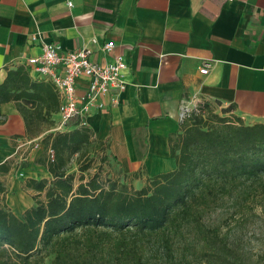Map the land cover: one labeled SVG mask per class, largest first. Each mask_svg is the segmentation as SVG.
I'll return each mask as SVG.
<instances>
[{"label":"crops","instance_id":"obj_1","mask_svg":"<svg viewBox=\"0 0 264 264\" xmlns=\"http://www.w3.org/2000/svg\"><path fill=\"white\" fill-rule=\"evenodd\" d=\"M68 1L0 0V83L8 69L41 53L42 40L63 50L87 48L99 63L122 55L128 84L119 101L106 95L103 106L85 116L121 181L141 188L175 169L170 142L182 131L183 108L195 101L232 105L229 112L245 124L264 123V0ZM110 41L115 47L104 49ZM31 74L38 76L34 69ZM86 87L80 79L78 94ZM0 111V163L12 160L0 177L4 202L21 215L35 205L26 180L51 176L38 161L51 129L42 125L28 136L14 102L2 103ZM54 118L59 121L58 112ZM29 140L37 145H22Z\"/></svg>","mask_w":264,"mask_h":264},{"label":"trees","instance_id":"obj_2","mask_svg":"<svg viewBox=\"0 0 264 264\" xmlns=\"http://www.w3.org/2000/svg\"><path fill=\"white\" fill-rule=\"evenodd\" d=\"M6 102L22 113L28 136L45 124L51 129L42 138L47 152L38 160L51 176L26 180L35 205L21 215L5 204L0 178V264H264V250L247 260L240 241L223 232L222 221L206 217L222 206L241 215L234 216L239 227L263 206V122L226 116L232 105L221 107L222 115H190L170 142L175 169L135 188L120 179L103 180L99 172L87 176L91 163L82 161L92 151H102L101 161H107L106 147L79 116L67 122L69 129L54 130L59 95L26 64L8 69L0 83V105ZM214 105L205 101L202 107L212 113ZM74 157L79 175L71 170ZM11 164L0 163V177Z\"/></svg>","mask_w":264,"mask_h":264},{"label":"built area","instance_id":"obj_3","mask_svg":"<svg viewBox=\"0 0 264 264\" xmlns=\"http://www.w3.org/2000/svg\"><path fill=\"white\" fill-rule=\"evenodd\" d=\"M72 5V1H68ZM36 35L31 36V41L37 40ZM42 51L37 56L27 59L26 65L34 69L37 77L52 82L60 98L58 113L60 119L54 130H62L67 127V122L75 117L81 118L82 124H86L85 116L93 107L103 106L102 98L111 96L113 103L119 101L121 93L127 87L125 71L128 64L122 55H118L111 63H99L92 59L91 51L87 48L77 50H63L54 42L42 40ZM114 42L110 41L104 45V49L112 50ZM200 71L208 72V63H205ZM86 80L85 91L78 94V81ZM204 102L195 101L192 106L197 109ZM189 105L185 106L181 116L189 112ZM22 145H37L35 140L24 141ZM48 154L54 158V150L50 148Z\"/></svg>","mask_w":264,"mask_h":264},{"label":"rangeland","instance_id":"obj_4","mask_svg":"<svg viewBox=\"0 0 264 264\" xmlns=\"http://www.w3.org/2000/svg\"><path fill=\"white\" fill-rule=\"evenodd\" d=\"M205 102V101H204ZM204 104V103H203ZM190 110L185 115L180 117L182 128L189 122L190 115L200 113L203 116L207 117H213V114H220L222 115L221 107L218 105H214L213 112H208L206 109H204L202 106L198 107L197 109H193L192 106H189ZM226 116H229L230 118L233 117L232 112L225 113ZM45 126H47L45 124ZM48 127V126H47ZM103 155L102 151H99L97 153H92L85 158L82 163L89 162L91 163V167L86 172L87 176L95 174L96 172H99L103 178V180L111 178V179H118L117 176H115L114 173V166L111 164L108 160L107 161H101V156ZM95 158L93 161H89L90 158ZM77 157H74V160L71 162V170L75 171L77 175L80 174L79 171V164L76 162ZM130 184V181H128ZM131 185V184H130ZM133 186V185H131ZM229 205V204H228ZM222 213H225L226 218L221 220L220 216H222ZM249 215V214H248ZM241 217L239 214L232 215L230 210L226 211L225 207H218L215 209H212L210 212L206 214L207 219L211 222H215L216 224L220 223L222 221V228L223 232L226 230L231 231L230 236L231 240H239L240 244L242 246V250L244 251V256L247 260H255L264 250V200H263V206H259L256 208V214L255 215H249L247 216L248 219L246 222L239 227H234L233 225L235 223V218ZM238 224V223H237ZM231 226V227H228ZM231 229V230H230ZM51 258H46V262L50 263Z\"/></svg>","mask_w":264,"mask_h":264}]
</instances>
